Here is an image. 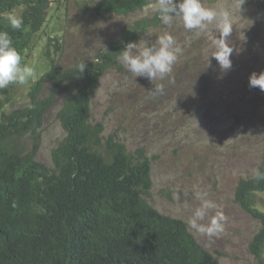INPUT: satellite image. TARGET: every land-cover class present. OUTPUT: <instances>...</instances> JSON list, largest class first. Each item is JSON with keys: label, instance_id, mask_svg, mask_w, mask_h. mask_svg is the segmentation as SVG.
<instances>
[{"label": "trees", "instance_id": "1", "mask_svg": "<svg viewBox=\"0 0 264 264\" xmlns=\"http://www.w3.org/2000/svg\"><path fill=\"white\" fill-rule=\"evenodd\" d=\"M61 1L0 0V31L9 32L23 64L29 66L28 51L50 8ZM147 1L97 0L93 11L98 18L127 16L157 2ZM258 1L263 9L264 0ZM13 12L23 17L20 30L13 31L4 18ZM146 17L99 48L82 74L76 71L80 63L64 69L49 50L44 70L35 67L28 82L30 105L9 108L8 92L16 84L0 89V264H221L184 219L147 199L154 185L147 150L130 151L128 138L107 136L105 123L93 119L103 74L122 67L116 59L127 42L159 26V14ZM46 86L49 92L42 96ZM58 99L65 135L48 165L38 159L39 141ZM251 102L264 106V91ZM258 169L264 171V153ZM261 193L264 181L253 176L241 179L235 190V202L260 221L249 244L256 264H264V209L256 201Z\"/></svg>", "mask_w": 264, "mask_h": 264}, {"label": "rangeland", "instance_id": "2", "mask_svg": "<svg viewBox=\"0 0 264 264\" xmlns=\"http://www.w3.org/2000/svg\"><path fill=\"white\" fill-rule=\"evenodd\" d=\"M96 1L63 0L53 5L41 35L28 51L29 66L44 70L49 50L64 69L92 61L98 49L119 36L126 25L159 14L153 10L154 3L127 16L98 18L93 11ZM257 1L244 0L241 8L242 0L202 1L205 7L230 13L229 43L234 51L227 73L212 57L219 36L216 25L197 34L185 29L177 17L171 26L160 21L135 41L155 43L158 36L170 33L182 49L170 74L151 82L115 67L103 74L93 98V119L105 123L107 136L118 133L128 138L130 151L137 146L147 150L154 182L147 199L154 207L188 223L201 204L195 193L206 194L218 205L210 215L221 211L226 216L221 234L208 237L191 231L221 264L257 262L249 244L260 221L235 202L238 182L254 175L264 153V106L251 102L260 90L249 87V75L264 71V10ZM30 85L16 84L8 92L9 108L31 104ZM155 85H163V92H155ZM48 92L46 86L42 96ZM61 105L58 99L41 131L38 159L48 165L65 135L57 117ZM256 201L264 209V193Z\"/></svg>", "mask_w": 264, "mask_h": 264}, {"label": "clouds", "instance_id": "3", "mask_svg": "<svg viewBox=\"0 0 264 264\" xmlns=\"http://www.w3.org/2000/svg\"><path fill=\"white\" fill-rule=\"evenodd\" d=\"M244 3L242 0L240 4ZM159 13V19L165 26H171L179 17L185 29L195 31L197 34L205 30L208 25L215 24L219 36L214 41L215 52L212 57L217 61L222 73L232 69L233 45L229 43L232 32L230 13L224 10H216L205 7L202 0H157L153 9ZM13 31L20 30L24 23L23 17L14 13H7L4 17ZM182 49L177 45L174 37L165 32L157 37L155 43L141 44L127 42L119 52L118 62L132 74L134 78L143 77L153 82L164 79L173 71ZM85 62L77 68V73L85 71ZM35 69L22 63V56L13 45L8 31H0V89L7 88L10 84L24 85L35 76ZM249 87L259 88L264 91V71L252 72L249 75ZM154 91L163 92V85H155ZM253 179L256 182L264 181V171L256 169ZM196 199L201 201L199 207L193 210L192 217L188 222V228L196 233L208 237L218 236L225 230L226 216L218 209V205L206 194L195 193ZM207 219V222H205Z\"/></svg>", "mask_w": 264, "mask_h": 264}, {"label": "bare ground", "instance_id": "4", "mask_svg": "<svg viewBox=\"0 0 264 264\" xmlns=\"http://www.w3.org/2000/svg\"><path fill=\"white\" fill-rule=\"evenodd\" d=\"M152 1H153V0H152ZM152 1L149 0V2H148V1H147V2H148V4H149V3L152 2ZM154 1H155V0H154ZM154 1H153V2H154ZM258 2H259V1H258ZM258 2H256V3L258 4ZM154 3H155V2H154ZM156 3H157V2H156ZM24 6H25V5H24ZM47 7H48V6H47ZM147 7H148V6H147ZM259 7H260V5H259ZM259 7H258V8H259ZM18 8H19V7H18ZM260 8H261V7H260ZM140 9H141V8H140ZM140 9H139V10H140ZM263 9H264V8H263ZM15 10H16V9H15ZM136 10L138 11V9H136ZM136 10H135V13L137 12ZM142 10H143V9H142ZM18 11H19V10H18ZM19 12H20V11H19ZM132 12H133V11H132ZM13 13H14V12H13ZM21 13H22V12H21ZM117 13H118V12H117ZM157 13H158V12H157ZM98 14H99V13H98ZM111 14H113V13H111ZM131 14H132V13H131ZM5 15H6V14H5ZM103 15H104V14H103ZM120 16H121V15H120ZM4 17H5V16H4ZM110 17H111V15H110ZM110 17H109V18H110ZM112 17L114 18V15H113ZM109 18H107V19H109ZM146 18H147V17H146ZM111 19H112V18H111ZM111 19H110V20H111ZM144 19H145V17H144ZM150 19H151V18H150ZM3 20H4V19H3ZM101 21H102V20H101ZM160 25H161V24H160ZM157 26H158V25H157ZM157 26H156V28H158ZM127 27H128V26H127ZM150 28H151V27H150ZM152 29H153V28H152ZM154 29H155V28H154ZM147 30H148V29H147ZM146 32H147V31H146ZM142 34H143V33H142ZM33 35H34V34H33ZM139 37H140V35H139ZM141 37H142V35H141ZM32 38H33V37H32ZM115 40H116V39H115ZM134 41H136V40H134ZM31 42H32V41H31ZM111 42H112V41H111ZM111 42H110V43H111ZM30 46H31V45H30ZM27 48L29 49V46H28ZM27 48H26V49H27ZM28 49H27V50H28ZM116 60H117V59H116ZM192 62H193V60H192ZM80 64H81V63H80ZM122 67H123V66H122ZM59 68H60V67H59ZM57 69H58V68H57ZM59 70H60V69H59ZM68 71H69V69H68ZM188 79H189V78H188ZM184 80H185V79H184ZM147 86H148V85H147ZM136 97H138V96L136 95ZM167 97H168V95H167ZM168 98H170V97H168ZM171 104H172V102H171ZM171 104H170V105H171ZM171 106H172V105H171ZM174 107H175V106H174ZM35 158H36V157H35ZM35 158H34V159H35ZM34 161H36V160H34Z\"/></svg>", "mask_w": 264, "mask_h": 264}]
</instances>
